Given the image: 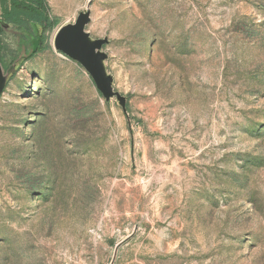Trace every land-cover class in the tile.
<instances>
[{
    "label": "rangeland",
    "instance_id": "1",
    "mask_svg": "<svg viewBox=\"0 0 264 264\" xmlns=\"http://www.w3.org/2000/svg\"><path fill=\"white\" fill-rule=\"evenodd\" d=\"M49 5L0 32V264H264V0ZM87 7L127 114L53 47Z\"/></svg>",
    "mask_w": 264,
    "mask_h": 264
},
{
    "label": "water",
    "instance_id": "2",
    "mask_svg": "<svg viewBox=\"0 0 264 264\" xmlns=\"http://www.w3.org/2000/svg\"><path fill=\"white\" fill-rule=\"evenodd\" d=\"M90 20L91 12L88 7L79 11L73 21L58 27L53 36V47L79 63L89 74L104 100L115 98L123 113L127 114L126 96L114 89L113 75L106 67L108 55L103 50V46L109 42V39L106 36H91L86 29ZM8 76L9 71L0 58V95L6 86Z\"/></svg>",
    "mask_w": 264,
    "mask_h": 264
},
{
    "label": "trees",
    "instance_id": "3",
    "mask_svg": "<svg viewBox=\"0 0 264 264\" xmlns=\"http://www.w3.org/2000/svg\"><path fill=\"white\" fill-rule=\"evenodd\" d=\"M2 17L0 21L12 23L19 29L27 31L26 24L39 25L43 31L50 29L57 23L56 19L49 17L45 0H0ZM2 31L0 27V32ZM1 34V33H0ZM31 52L36 53L43 49V35L31 34ZM4 49L0 36V51Z\"/></svg>",
    "mask_w": 264,
    "mask_h": 264
},
{
    "label": "flooded vegetation",
    "instance_id": "4",
    "mask_svg": "<svg viewBox=\"0 0 264 264\" xmlns=\"http://www.w3.org/2000/svg\"><path fill=\"white\" fill-rule=\"evenodd\" d=\"M8 24H4V22L3 21H0V27H1V29H7L8 28V26H7ZM25 32V31H24ZM31 37V36H30ZM31 38H29V42H27V41H24V48H25V52H24V50H22V55L24 54V55H28L30 52H31V46H33L32 44H31ZM23 46H22V48H23ZM32 54V53H31ZM0 58H1V61L3 62V64H4V66H5V68L8 70V66L10 65V66H12L13 65V60L12 61H7V59H5L4 58V54H3V50L2 51H0ZM10 62V63H9Z\"/></svg>",
    "mask_w": 264,
    "mask_h": 264
},
{
    "label": "crops",
    "instance_id": "5",
    "mask_svg": "<svg viewBox=\"0 0 264 264\" xmlns=\"http://www.w3.org/2000/svg\"><path fill=\"white\" fill-rule=\"evenodd\" d=\"M46 1V4H47V6H50L49 4H51V2H52V0H45Z\"/></svg>",
    "mask_w": 264,
    "mask_h": 264
}]
</instances>
